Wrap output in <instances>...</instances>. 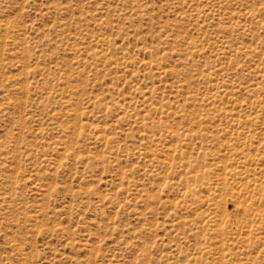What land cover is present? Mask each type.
<instances>
[{"label":"rangeland","instance_id":"obj_1","mask_svg":"<svg viewBox=\"0 0 264 264\" xmlns=\"http://www.w3.org/2000/svg\"><path fill=\"white\" fill-rule=\"evenodd\" d=\"M0 264H264V0H0Z\"/></svg>","mask_w":264,"mask_h":264}]
</instances>
